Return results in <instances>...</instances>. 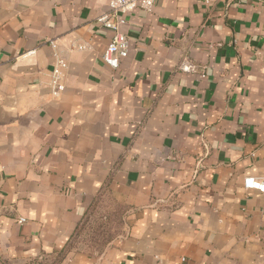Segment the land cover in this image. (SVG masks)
I'll list each match as a JSON object with an SVG mask.
<instances>
[{
	"label": "crops",
	"instance_id": "0c3cea01",
	"mask_svg": "<svg viewBox=\"0 0 264 264\" xmlns=\"http://www.w3.org/2000/svg\"><path fill=\"white\" fill-rule=\"evenodd\" d=\"M108 1L0 0V264H264V0L136 8L117 69ZM103 200L126 233L70 250Z\"/></svg>",
	"mask_w": 264,
	"mask_h": 264
},
{
	"label": "built area",
	"instance_id": "2783aa9c",
	"mask_svg": "<svg viewBox=\"0 0 264 264\" xmlns=\"http://www.w3.org/2000/svg\"><path fill=\"white\" fill-rule=\"evenodd\" d=\"M158 0H109L107 8L97 16V21L105 28L112 31L110 42L103 52L104 62L117 69L121 63L129 57L130 40L126 33L122 32L121 26L126 22L125 15L134 11L136 8H142L145 11H152ZM210 4L216 0H203ZM49 44L54 49L53 65L51 70L50 88L54 96H59L65 89L66 75L69 68L67 59L59 52L57 40H50ZM86 44L71 43L70 50H84ZM1 62V58H0ZM193 65L184 60L181 68L192 70ZM255 153H252L254 156ZM246 189L257 190L264 193V176H249L244 179ZM24 221V218H20Z\"/></svg>",
	"mask_w": 264,
	"mask_h": 264
},
{
	"label": "rangeland",
	"instance_id": "374dc122",
	"mask_svg": "<svg viewBox=\"0 0 264 264\" xmlns=\"http://www.w3.org/2000/svg\"><path fill=\"white\" fill-rule=\"evenodd\" d=\"M126 224L123 206L110 200L97 202L72 237L70 250L100 256L126 233Z\"/></svg>",
	"mask_w": 264,
	"mask_h": 264
}]
</instances>
